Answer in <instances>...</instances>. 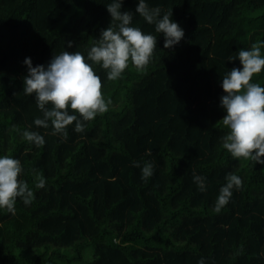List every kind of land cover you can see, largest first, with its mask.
I'll list each match as a JSON object with an SVG mask.
<instances>
[{
	"label": "trees",
	"instance_id": "16d2710c",
	"mask_svg": "<svg viewBox=\"0 0 264 264\" xmlns=\"http://www.w3.org/2000/svg\"><path fill=\"white\" fill-rule=\"evenodd\" d=\"M110 2L0 0V157L21 162L18 180L34 192L30 205L17 198L14 215L0 209V264H264V165L223 148L229 129L220 107L223 76L242 68L238 56L228 57L264 42V0H145L162 14L172 9L184 29L167 49L136 12L139 0H123L131 26L157 46L144 69L130 59L116 80L87 60L111 23ZM63 51L85 56L111 100L84 132L68 126L66 139L50 122L35 125L43 113L23 92L25 58L47 65ZM251 82L264 87V69ZM26 130L45 144L26 141ZM145 162L154 165L147 181ZM229 173L243 184L216 213ZM38 177L44 188L35 187Z\"/></svg>",
	"mask_w": 264,
	"mask_h": 264
},
{
	"label": "clouds",
	"instance_id": "9594fccd",
	"mask_svg": "<svg viewBox=\"0 0 264 264\" xmlns=\"http://www.w3.org/2000/svg\"><path fill=\"white\" fill-rule=\"evenodd\" d=\"M122 5L123 0L108 3L111 23L101 29L97 41L87 53L88 61L107 70L109 80L120 78L130 59L138 70L144 69L157 46L155 36L131 26L133 13L121 11ZM136 12L147 23L154 24L157 33L164 35L165 49L172 48L184 38V29L172 19V9L162 14L161 8H150L145 0H139ZM72 43L69 41L68 46L71 47ZM261 47H264V42L253 43L250 49H240L237 55L228 57V60H235L238 56L242 68L233 67L223 76L221 86L225 94L220 98V107L227 113L222 123L229 129L221 138L223 148L233 158H250L254 163L264 165V87L251 82L254 74L264 69ZM24 64L27 74L23 77V92L35 97L43 113L42 118L34 120L36 126L47 129L50 122L52 134L66 139L68 126L75 122L74 130L84 132L86 122L109 110L111 100L105 102L101 78L81 52L55 54L47 65L34 66L31 57H27ZM69 106L78 115L72 114ZM22 135L26 141L38 147L45 144L44 136L39 132L26 130ZM134 166L141 167L139 162H134ZM22 171L19 160L11 156L0 157V209L13 215L16 213L17 198L25 205H30L34 199V192L27 182L18 180ZM141 171V178L147 181L154 174V165L145 162ZM193 179L201 192L206 191L205 177L194 172ZM37 180L35 187L44 188L45 179L38 177ZM226 180L215 202L216 213H220L229 203L233 189H240L243 184L241 177L232 173L226 176ZM198 264H205L204 258Z\"/></svg>",
	"mask_w": 264,
	"mask_h": 264
}]
</instances>
